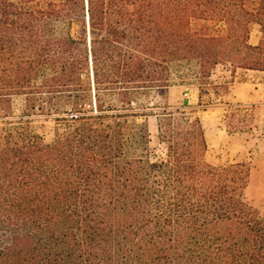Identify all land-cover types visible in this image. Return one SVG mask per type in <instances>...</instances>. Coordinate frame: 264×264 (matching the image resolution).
Returning a JSON list of instances; mask_svg holds the SVG:
<instances>
[{
    "label": "trees",
    "instance_id": "trees-1",
    "mask_svg": "<svg viewBox=\"0 0 264 264\" xmlns=\"http://www.w3.org/2000/svg\"><path fill=\"white\" fill-rule=\"evenodd\" d=\"M173 66L194 69L198 105L228 94L217 67L264 73V0H0V264H264L248 164L206 162L195 111L165 102ZM260 106L227 104L225 133L258 131ZM135 116L161 158L130 157Z\"/></svg>",
    "mask_w": 264,
    "mask_h": 264
},
{
    "label": "rangeland",
    "instance_id": "rangeland-1",
    "mask_svg": "<svg viewBox=\"0 0 264 264\" xmlns=\"http://www.w3.org/2000/svg\"><path fill=\"white\" fill-rule=\"evenodd\" d=\"M261 35L256 25H251L249 43H258ZM210 81L216 84L229 83L228 94L215 97L212 91L202 95V103L198 105V84L194 78V69L186 66H173L171 69L170 88L166 103L172 108L187 107L195 111L205 133L207 152L205 160L212 166L219 167L244 162L249 167L248 185L244 192L245 201L252 206L261 218H264V73L237 70L231 75L228 69L217 67ZM152 103L163 105V101L151 96ZM261 105L258 131L252 135H227L223 127V114L226 105L235 104ZM13 119H9V129L18 125V118L24 115L23 97H12ZM29 132L48 144L54 137V122L35 113L28 116ZM126 132L133 138L129 146L130 157L156 160L164 153V146L156 140V124L152 117L135 116L126 120ZM146 131L148 144L140 145L139 135Z\"/></svg>",
    "mask_w": 264,
    "mask_h": 264
}]
</instances>
